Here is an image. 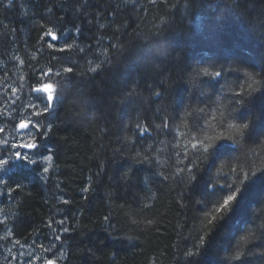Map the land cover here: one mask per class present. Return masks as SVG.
Wrapping results in <instances>:
<instances>
[{
	"label": "trees",
	"instance_id": "obj_1",
	"mask_svg": "<svg viewBox=\"0 0 264 264\" xmlns=\"http://www.w3.org/2000/svg\"><path fill=\"white\" fill-rule=\"evenodd\" d=\"M0 129V264H264V0H0Z\"/></svg>",
	"mask_w": 264,
	"mask_h": 264
},
{
	"label": "snow or ice",
	"instance_id": "obj_2",
	"mask_svg": "<svg viewBox=\"0 0 264 264\" xmlns=\"http://www.w3.org/2000/svg\"><path fill=\"white\" fill-rule=\"evenodd\" d=\"M49 36L51 37V39L53 40H56L57 37L52 35L51 32H49ZM51 47V45H50ZM65 71L67 72H71L72 69L71 68H67ZM205 73L207 74V70H205ZM44 75H47V73H45ZM58 75V73H57ZM215 77H219L221 76V72L217 71L215 72ZM246 75H249L246 73ZM249 78H252L249 76ZM254 79V78H253ZM249 88H251V85H249ZM33 91L35 93H37V97L36 99L40 102V103H43L44 104V108H43V111H47L48 108L51 106L52 102H53V99H54V95L53 93L55 92V88L52 84L50 83H42V84H39L33 88ZM46 101V102H45ZM34 107H36L37 105H33ZM39 114V113H37ZM19 127L21 129H27L29 127V124L27 122H21ZM34 128H36L37 132H39V128L36 124L33 125ZM244 127L246 128L247 125H244ZM0 131H2V129H0ZM7 142H5L6 144ZM37 147L36 143L35 142H28V143H20V144H12L11 145V148L15 149V148H21V149H27V150H33ZM193 147H195V145H193ZM204 151L206 152L207 151V148L204 149ZM16 159H21V153L20 152H15L14 153ZM26 158V157H25ZM48 159H51V157H49ZM8 163V160L4 159L2 156H0V164H7ZM32 163H35V161H32ZM45 172L48 171V168H45L44 169ZM238 191V190H237ZM236 199V196L235 194H229L227 195V198L224 199L223 201V205L221 207H227L230 202H232L233 200ZM219 211V209H218ZM236 259H240V256L237 255L235 257ZM48 264H52L51 261L48 262Z\"/></svg>",
	"mask_w": 264,
	"mask_h": 264
},
{
	"label": "rangeland",
	"instance_id": "obj_3",
	"mask_svg": "<svg viewBox=\"0 0 264 264\" xmlns=\"http://www.w3.org/2000/svg\"><path fill=\"white\" fill-rule=\"evenodd\" d=\"M26 113H28V112H26ZM26 113H24V117L27 116ZM28 118L29 119H27V121H30L32 123L34 122V119H33V116H32L31 113L29 114ZM27 121H24V122H27ZM34 132H35V129L33 128V130L31 129V130H29L27 132H23V133L22 132H17L16 135L20 139V143H28L29 142L28 140H30L34 136ZM25 150L29 151L27 149H25ZM32 156H33V158L35 157L37 160H40V162H42L45 165L46 168H48L52 164L51 160H48V157L46 155H38V154L32 153ZM29 256L30 255H28V254H24L23 258L27 259ZM27 261L28 260L24 261V263L27 262ZM33 263L37 264V258L36 257H35V259L33 261L28 262L27 264H33Z\"/></svg>",
	"mask_w": 264,
	"mask_h": 264
},
{
	"label": "flooded vegetation",
	"instance_id": "obj_4",
	"mask_svg": "<svg viewBox=\"0 0 264 264\" xmlns=\"http://www.w3.org/2000/svg\"><path fill=\"white\" fill-rule=\"evenodd\" d=\"M35 257L37 258V264H46L44 262V259L42 257H38V256H32V257H28L27 259L23 258V254L21 255V257H19V264H27L28 262H31L35 259ZM28 260L27 262L24 263V261ZM35 264V263H33Z\"/></svg>",
	"mask_w": 264,
	"mask_h": 264
}]
</instances>
